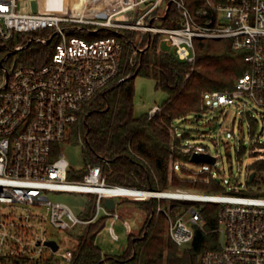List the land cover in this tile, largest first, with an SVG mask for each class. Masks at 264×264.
Instances as JSON below:
<instances>
[{
	"label": "built area",
	"instance_id": "1",
	"mask_svg": "<svg viewBox=\"0 0 264 264\" xmlns=\"http://www.w3.org/2000/svg\"><path fill=\"white\" fill-rule=\"evenodd\" d=\"M63 2L43 9L40 0H0V264H72L78 248L73 233L101 216L110 220L111 235L118 239L114 222L121 215L105 206L106 198H113L116 206L117 199L167 201L157 212L165 216L167 236L179 247L191 244L197 230H205L199 206L217 204L218 226L209 230L218 234L216 246L202 252L201 264H264V168H248L245 187L226 183L221 176L227 192L140 189L108 183L99 165L88 164L83 179H69L72 167L61 152L85 105L130 77L127 63H135L131 52L144 51L158 36L157 51L166 42L178 59L193 62L197 39L229 38L233 48L247 51L249 69L232 89L208 91L203 99L212 111L232 105L259 108L245 111L263 121L261 131L239 151L249 164L251 147L264 144V0H196L194 9L185 0H103L82 6ZM172 5L179 23L166 26L163 21ZM121 28L141 31V37L147 34L145 47L126 35L101 36L118 34ZM30 48H40L45 61L25 62L21 53ZM159 110V105L151 107L149 117ZM184 148L191 156H215L212 165L218 162L204 143L188 139ZM55 192L90 194L91 216L82 217L53 199ZM173 201L193 204L173 215ZM50 228L72 234L49 237Z\"/></svg>",
	"mask_w": 264,
	"mask_h": 264
},
{
	"label": "trees",
	"instance_id": "2",
	"mask_svg": "<svg viewBox=\"0 0 264 264\" xmlns=\"http://www.w3.org/2000/svg\"><path fill=\"white\" fill-rule=\"evenodd\" d=\"M195 8L196 0H185ZM179 23V13L171 6L166 26ZM124 31V30H123ZM120 35L103 32L101 36ZM122 39V38H121ZM196 58L193 62L178 59L169 51H157L158 36L135 60L127 63L130 77L98 94L87 103L73 128L71 141L83 144L85 167L70 168L69 179H83L88 164L99 165L108 183L122 184L140 189L165 190L183 188L201 192H227L223 182L213 174V165L194 162L184 148V141L194 139L189 130L174 127L177 120L189 121L192 114L213 112L203 99L208 91L230 90L236 80L249 69L245 60L247 51L235 49L232 40L197 39ZM40 48L24 52L27 63L45 61ZM137 76L151 78L156 89L167 93L160 110L149 117L148 113L135 116L134 97ZM251 118V117H250ZM256 125L257 119H253ZM250 170L264 168V144H255L249 154ZM132 203L146 213L139 235L130 233L122 254H104L96 243L99 231L107 217L83 228L76 236L78 248L72 264H201V254L216 246L218 234L209 231L218 226L219 206L205 203L199 206L205 218V230H197L194 240L179 247L168 238L166 218L157 212L167 201L124 200L117 204ZM191 202L173 201V215ZM92 196L82 217L93 212ZM209 231V232H207Z\"/></svg>",
	"mask_w": 264,
	"mask_h": 264
},
{
	"label": "rangeland",
	"instance_id": "3",
	"mask_svg": "<svg viewBox=\"0 0 264 264\" xmlns=\"http://www.w3.org/2000/svg\"><path fill=\"white\" fill-rule=\"evenodd\" d=\"M72 0H64L63 4H70ZM103 0H74L78 3L77 6H82L84 2H91L95 5L102 4ZM61 0L59 3H54V0H41L40 8L46 9L55 5H62ZM63 5V6H64ZM72 5V4H71ZM161 24V21H157ZM124 30V31H123ZM122 35L128 36L133 39L136 45L143 49L147 43L148 35L143 34L141 37V31L130 29H119ZM161 48L164 51L174 53L173 48L166 42L161 44ZM145 51V49H144ZM138 52L131 55L135 59L143 53ZM21 53V52H20ZM24 54V53H21ZM19 56V52L15 54V57ZM167 98V93L162 89L155 88V82L151 78L144 76H137L135 79V97H134V114L135 116H141L147 114L151 107L161 105ZM258 111L259 108L257 109ZM257 110L248 109L246 105H232L223 109H215L213 112L202 113L200 115H190L189 121L183 122L177 120L174 123V127L179 130H189L195 142L204 143L208 146L210 152L218 156V162L213 165V173L220 179L221 176L225 177L224 182L237 181L242 183L241 187H245L248 183V158L240 154V149L243 145L248 146L252 138L258 134L263 126V121L260 115L255 114L258 121L256 125L253 124V120L245 111L250 114ZM61 152L64 153L66 159L69 161L71 167L75 170H81L85 167L83 144L80 141H64L61 143ZM89 168V167H88ZM53 199L68 204L75 213L82 216L88 207V204L92 198L90 194L81 192H55L51 193ZM120 202V199H117ZM126 212L132 217V226L134 228V234L139 235L143 227L146 213L136 207L132 203H126ZM46 212V211H45ZM110 222H106L104 227L99 231L96 237V243L100 246L104 254L118 255L122 254L125 250L128 242L129 231L120 223L114 225L115 232L120 239H114L109 230ZM52 229V228H50ZM47 236H69L71 231H59L52 229ZM75 231L73 234L80 233Z\"/></svg>",
	"mask_w": 264,
	"mask_h": 264
},
{
	"label": "water",
	"instance_id": "4",
	"mask_svg": "<svg viewBox=\"0 0 264 264\" xmlns=\"http://www.w3.org/2000/svg\"><path fill=\"white\" fill-rule=\"evenodd\" d=\"M32 5H33V10L37 11L36 1H33ZM166 15H167V13L164 15V17H166ZM191 159L197 163L207 162V163L214 164L216 162V157L211 155V154H208V153L195 152V153H193ZM254 176H255V172H252L250 179L252 180ZM104 204L106 207L111 208V209H114L116 207L115 200L113 198H106L104 200ZM46 243L48 245L52 246L54 249L58 248V244L54 240H48Z\"/></svg>",
	"mask_w": 264,
	"mask_h": 264
},
{
	"label": "crops",
	"instance_id": "5",
	"mask_svg": "<svg viewBox=\"0 0 264 264\" xmlns=\"http://www.w3.org/2000/svg\"><path fill=\"white\" fill-rule=\"evenodd\" d=\"M45 1V0H44ZM47 1V0H46ZM40 2H41V0H40ZM59 3V0H54V3ZM126 203H123V204H121L120 206H116L115 207V211L116 212H118V213H120V215H121V218L120 219H118V220H116L115 222H114V225L116 224V223H118V222H120L126 229H127V231H129V234L130 233H133L134 232V228H133V226H132V217L133 216H130V215H128L127 214V212H126V209H127V206L125 205ZM124 220H126L127 222H128V225H125L124 224ZM110 222V220H107L106 222ZM128 234V235H129ZM118 235V234H117ZM113 237V236H112ZM118 239H120L119 238V236H118Z\"/></svg>",
	"mask_w": 264,
	"mask_h": 264
},
{
	"label": "bare ground",
	"instance_id": "6",
	"mask_svg": "<svg viewBox=\"0 0 264 264\" xmlns=\"http://www.w3.org/2000/svg\"><path fill=\"white\" fill-rule=\"evenodd\" d=\"M70 4H72V5H76V4H78V3L74 2V0H72V1L70 2Z\"/></svg>",
	"mask_w": 264,
	"mask_h": 264
}]
</instances>
